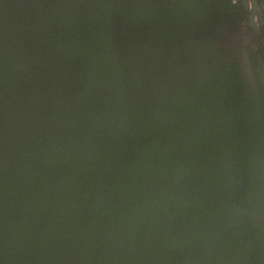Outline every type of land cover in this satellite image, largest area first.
Returning a JSON list of instances; mask_svg holds the SVG:
<instances>
[{
  "label": "trees",
  "instance_id": "trees-1",
  "mask_svg": "<svg viewBox=\"0 0 264 264\" xmlns=\"http://www.w3.org/2000/svg\"><path fill=\"white\" fill-rule=\"evenodd\" d=\"M217 6L0 0V264H264V86Z\"/></svg>",
  "mask_w": 264,
  "mask_h": 264
},
{
  "label": "flooded vegetation",
  "instance_id": "flooded-vegetation-1",
  "mask_svg": "<svg viewBox=\"0 0 264 264\" xmlns=\"http://www.w3.org/2000/svg\"><path fill=\"white\" fill-rule=\"evenodd\" d=\"M219 29L213 43L237 63L243 86L257 94L264 86V0H215ZM223 12V13H222Z\"/></svg>",
  "mask_w": 264,
  "mask_h": 264
}]
</instances>
